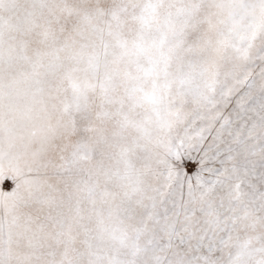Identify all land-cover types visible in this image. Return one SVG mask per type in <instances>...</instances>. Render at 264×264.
I'll return each mask as SVG.
<instances>
[{"label":"snow or ice","instance_id":"6c2138e0","mask_svg":"<svg viewBox=\"0 0 264 264\" xmlns=\"http://www.w3.org/2000/svg\"><path fill=\"white\" fill-rule=\"evenodd\" d=\"M0 264H264V0H0Z\"/></svg>","mask_w":264,"mask_h":264}]
</instances>
